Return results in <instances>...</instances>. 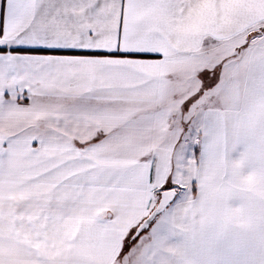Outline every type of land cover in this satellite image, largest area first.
<instances>
[{"label":"snow or ice","instance_id":"6c2138e0","mask_svg":"<svg viewBox=\"0 0 264 264\" xmlns=\"http://www.w3.org/2000/svg\"><path fill=\"white\" fill-rule=\"evenodd\" d=\"M0 264H264V0H0Z\"/></svg>","mask_w":264,"mask_h":264}]
</instances>
